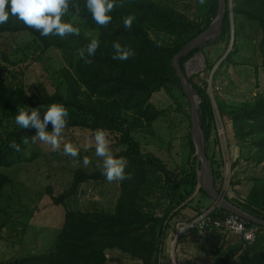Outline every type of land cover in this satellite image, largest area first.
<instances>
[{
  "label": "trees",
  "instance_id": "16d2710c",
  "mask_svg": "<svg viewBox=\"0 0 264 264\" xmlns=\"http://www.w3.org/2000/svg\"><path fill=\"white\" fill-rule=\"evenodd\" d=\"M211 1L213 5L208 12L210 21L203 24L191 21L182 12L155 0H122V4L121 0H117V7L109 13L112 16L111 23L100 26L87 10L86 0H70L69 12L74 17L84 19L90 29L99 32L97 40L100 46L95 55L87 56L85 52L87 59L92 61L90 64L80 57L79 52L86 49L93 39L85 36L68 14L63 20L77 27L80 35H69L65 38L55 35L43 37L39 31L28 27L12 15L7 23L0 24V32H27L33 35L43 48L61 49L74 70L71 72L64 68L61 71L66 84L64 93L57 90L50 94L43 87L38 94L30 96L21 84L0 80V110L4 112V118L16 117L18 108H40L43 119L48 106L61 103L69 113L66 128H81L94 132L97 129H105L118 134L119 144L124 149L114 157L125 158V174L131 175V178L121 180V194L112 211L100 208L92 211L67 210L66 221L57 238L54 252L0 264H110L107 251L129 255L136 263L160 264V255L167 232L172 229V221L177 220V224L189 221L197 217L202 209L189 218L184 210L189 208L194 200L182 206L195 193L198 174L196 168L191 167L181 174L172 173L153 154H143L140 143L133 134L144 127H150L163 114L151 102L154 93L166 90L172 94L171 89L176 87L181 90L182 96L190 105L173 60L190 41L204 32L216 17L220 1ZM224 2L225 14L220 38L216 44L223 41L227 49L230 46V12L234 14L235 37H239V17L255 22L261 30L259 49L264 67V0H233L232 11L230 0ZM76 4L80 7L79 14L75 13L73 7ZM128 16L134 17L130 29H126L123 23L124 18ZM151 32L156 34V39L151 37ZM116 42L124 47L130 46L135 55L126 60L113 59V44ZM199 52H204L202 46L181 58L183 70L185 63ZM237 52L238 44H235L234 39L231 51L219 68L232 62ZM207 66L212 67L210 63ZM189 81L201 99V119L207 152L214 130L212 98L205 84L196 83L194 76L189 77ZM215 104L220 117L231 120L237 142L246 145L249 152L256 148L257 160L259 163L263 162L264 96L257 95L249 105H229L217 96ZM2 121L4 120L0 119L1 126ZM190 127L192 129V122ZM52 128L49 123L47 130L52 131ZM35 134L36 130L33 128H20L0 137V193L9 182L3 169L8 167L10 161L21 151L10 147L11 143L15 141L22 149V138L28 137L30 141ZM189 143L195 166L197 156L192 133L189 135ZM210 162L216 182L221 177L224 166L219 152L214 150ZM104 178L103 169L93 173L78 169L74 173L71 187L61 195L53 196V202L55 205L65 204L78 193L82 183ZM157 189L161 195L153 202L152 198L155 197ZM217 190L220 191L218 187ZM200 194L212 200L203 189ZM163 199L167 200V205L159 215L156 209L162 206ZM233 202L247 213L264 220V178L255 179L245 202ZM221 213L226 211L219 207L216 214L219 216ZM236 255L241 257V264H264V235L251 245L240 240L226 248L222 247L215 254L214 264H230Z\"/></svg>",
  "mask_w": 264,
  "mask_h": 264
},
{
  "label": "rangeland",
  "instance_id": "374dc122",
  "mask_svg": "<svg viewBox=\"0 0 264 264\" xmlns=\"http://www.w3.org/2000/svg\"><path fill=\"white\" fill-rule=\"evenodd\" d=\"M155 1L175 8L191 21L203 24L210 21L208 12L213 5L211 0H205L204 4L199 0ZM230 5L232 9L233 0ZM68 15L85 36L98 38L99 32L90 29L84 19L74 17L71 12ZM238 30L239 37L234 35L238 52L232 62L219 68L229 49L223 41L216 44L220 38V30L213 40L202 46L204 52L198 53L202 66L196 70L191 68L190 64L196 54L185 63V70L190 77L194 76L196 83L205 84L212 98L214 130L206 153L210 160L215 150L223 160V177L227 179L225 186L228 196L230 195L225 197L245 202L255 179L264 178V161L258 162L256 148L249 152L246 145L237 142L231 120L220 118L215 104L217 96L229 105H249L257 95L264 96V67L259 49L261 30L257 23L243 17L238 18ZM150 34L153 39L157 38L154 32ZM208 63L212 65L211 68L207 66ZM64 68L74 72L61 49H45L27 32H0L1 81L21 84L30 96L38 94L43 87L50 94L57 90L64 93L66 84L61 73ZM171 93L162 90L153 94L151 102L163 114L150 127H144L133 136L140 143L143 154H153L169 171L181 174L185 169L196 168L190 155L189 143L192 112L181 90L174 87ZM0 119L4 120L0 125V137L21 128L16 124L15 117L4 118L2 110ZM95 133L88 129L65 128L58 150L40 141L32 144L30 140L10 161L9 166L3 169L9 182L0 193V262H13L54 252L57 238L66 221L67 210L114 209L121 194V180L109 182L106 177L82 183L78 193L65 204L55 205L53 202V196L57 197L71 187L76 170L83 169L93 173L103 169V158L96 155ZM108 133L114 156L124 148L119 144L118 134ZM65 144H71L79 151V155L72 157L64 154ZM85 156L90 160L87 166L83 163ZM219 179L215 186L220 190ZM160 195L161 192L157 189L153 202ZM192 200L194 203L184 210L189 218L201 208L216 206L204 194L199 193ZM161 204L156 209L159 215L166 207L167 200H161ZM176 224L177 220L172 221V229L167 232L160 264H174V258L177 264H185L186 260L188 264H214L215 254L222 247L226 248L240 241L233 235H201L192 231L177 239L174 250L179 232ZM107 255L110 264H141L118 251H107ZM230 264H241V257L234 256Z\"/></svg>",
  "mask_w": 264,
  "mask_h": 264
},
{
  "label": "clouds",
  "instance_id": "9594fccd",
  "mask_svg": "<svg viewBox=\"0 0 264 264\" xmlns=\"http://www.w3.org/2000/svg\"><path fill=\"white\" fill-rule=\"evenodd\" d=\"M201 4L205 0H199ZM122 4V0H121ZM70 0H0V24H5L9 20L10 15L18 17L25 25L40 32L43 37L50 35L65 38L69 35H80L77 27H74L71 22H65L63 17L69 13ZM86 8L91 13L92 19L100 26H107L112 21V16L109 15L115 7L117 0H86ZM75 13L79 14L80 7L78 4L73 5ZM133 16L124 18V27L130 29L133 23ZM100 42L97 39L91 40L86 46V49H81L79 55L85 59V62L90 64L91 60L87 56H94ZM115 55L113 59L126 60L135 55V52L130 46L124 47L119 42L113 44ZM18 115L15 117V122L23 129L33 128L36 134L33 135L31 143L35 144L40 141L44 144L51 145L54 150L60 147V138L64 129L67 126V117L69 115L67 108L61 103H52L47 107V110L41 119L40 108H18ZM51 123L52 131L47 130L48 124ZM108 131L105 129H97L95 133L96 155L103 158V175L109 182L116 180H124L131 178L130 174H125L127 162L125 158H116L113 156L110 149V141L108 139ZM24 145L29 144V138H22ZM10 147L16 151L21 150V146L13 141ZM64 154L77 157L79 151L71 144L64 145ZM83 163L87 166L90 160L87 156L84 157Z\"/></svg>",
  "mask_w": 264,
  "mask_h": 264
},
{
  "label": "water",
  "instance_id": "95a60500",
  "mask_svg": "<svg viewBox=\"0 0 264 264\" xmlns=\"http://www.w3.org/2000/svg\"><path fill=\"white\" fill-rule=\"evenodd\" d=\"M219 1H220V5H219L218 13L216 17L213 19V21L211 22V24L209 25V27L199 36H197L192 41H190L173 60V65L179 77L181 78L184 92L190 102L191 112H192V137H193V140L196 146V156H197V160H196V168H197V174H198L197 188H196L195 193L192 195V197H190L182 206H185L186 204H188L203 189L207 193V195H209V197L212 199L213 203L216 206L222 208L228 213L239 215L242 218H245L251 221L252 223L260 225L261 227L264 228L263 219L257 218L247 213L245 210L241 209L240 207L232 203L229 199H226V197H224L216 189L213 168L211 166V162L205 150V133L203 130V124H202V119H201V109H200L201 99L198 96L197 92L195 91L193 85L189 81L190 74L188 73L187 70H183L180 64L181 58L186 56L190 51H192L193 49L199 48L203 46L206 42L210 41L206 39L207 33L215 29H218V33L220 32L222 24H223L224 14H225V2L224 0H219ZM230 11H232L231 5H230ZM230 22L232 26V39H231L228 52L222 58V60L226 58V56L231 51L233 44H234V18H233L232 12H230ZM197 56H199V54H197L196 57ZM178 237H179V234H177V237L175 239L174 250L176 248ZM174 264H177L175 258H174Z\"/></svg>",
  "mask_w": 264,
  "mask_h": 264
},
{
  "label": "built area",
  "instance_id": "2783aa9c",
  "mask_svg": "<svg viewBox=\"0 0 264 264\" xmlns=\"http://www.w3.org/2000/svg\"><path fill=\"white\" fill-rule=\"evenodd\" d=\"M217 113L219 114L218 110ZM224 162L226 164V159ZM228 162L230 163L231 160ZM226 180H227L226 177H223V171H222L221 177L219 179L220 181L219 192L224 197L228 196V191L225 186ZM218 209L219 207L217 206L202 208L200 210V213L194 219L179 223L178 224L179 237H181V235H185L192 231L197 232L201 235L215 233L225 236L233 235L238 237L242 241L244 240L247 244L251 245L254 244L261 236L264 235V229L260 225L254 224L251 221L242 218L239 215L228 212L224 214L221 213L219 216H217L216 213L218 212Z\"/></svg>",
  "mask_w": 264,
  "mask_h": 264
},
{
  "label": "bare ground",
  "instance_id": "6f19581e",
  "mask_svg": "<svg viewBox=\"0 0 264 264\" xmlns=\"http://www.w3.org/2000/svg\"><path fill=\"white\" fill-rule=\"evenodd\" d=\"M217 33H218V29H215V30L210 31L209 33H207L206 39L207 40L214 39L217 36ZM190 66H191V68L193 70H196V69L200 68L202 66L201 65V58L199 56H197L194 59H192V62L190 64Z\"/></svg>",
  "mask_w": 264,
  "mask_h": 264
},
{
  "label": "crops",
  "instance_id": "0c3cea01",
  "mask_svg": "<svg viewBox=\"0 0 264 264\" xmlns=\"http://www.w3.org/2000/svg\"><path fill=\"white\" fill-rule=\"evenodd\" d=\"M230 199V198H229ZM180 223V222H179ZM178 225V224H177ZM185 262V264H188V261L186 260V261H184Z\"/></svg>",
  "mask_w": 264,
  "mask_h": 264
}]
</instances>
